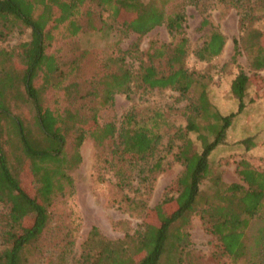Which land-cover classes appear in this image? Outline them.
<instances>
[{
  "label": "trees",
  "instance_id": "1",
  "mask_svg": "<svg viewBox=\"0 0 264 264\" xmlns=\"http://www.w3.org/2000/svg\"><path fill=\"white\" fill-rule=\"evenodd\" d=\"M170 1L0 0V42L15 29L29 31L28 40L17 46L18 65L11 52L0 48V204L5 208L0 215V264H66L69 245L52 258V250L46 254L45 239L54 231L55 205L72 192L70 172L81 162L79 148L85 137L96 148L112 143L111 154L121 164L115 171L120 189L127 185L123 168L147 162L158 145V134L135 122L132 113L123 117L118 128L113 122L98 123L100 109L110 106L114 95L130 92L133 75L128 69L104 57L101 71L81 74L74 60L49 51L59 39L98 31L104 19L115 23L122 13L135 18L137 24L123 25L137 34L164 26L173 39L172 44L147 42L137 60L138 82L147 90L168 89L180 96L194 87L193 101L185 108L184 131L195 138L183 139L174 154L182 166L177 206L156 226L141 224L122 240L105 239L91 227L70 264H193L187 227L194 214L214 237L219 257L229 264H264V172L240 160L235 171L241 183L223 185L210 174L208 161L214 149L228 142L232 118L244 109L249 79L242 72L232 79L229 89L237 109L220 115L208 100L206 85L184 64L188 52L184 15L182 10L167 14ZM231 5L240 9V37L233 40L230 62L235 64L241 51L252 71H262L264 29L254 27L257 13L251 6L264 15V0H238ZM207 24L203 19L201 27ZM223 42V36L211 30L193 55L208 61L221 53ZM160 63L164 70H158ZM24 110L29 120L22 116ZM255 139L247 135L238 143L248 150ZM159 169L156 161L147 168L145 180ZM24 170L28 190L19 183ZM205 181L210 192L200 189ZM26 215L28 226L16 230Z\"/></svg>",
  "mask_w": 264,
  "mask_h": 264
},
{
  "label": "rangeland",
  "instance_id": "2",
  "mask_svg": "<svg viewBox=\"0 0 264 264\" xmlns=\"http://www.w3.org/2000/svg\"><path fill=\"white\" fill-rule=\"evenodd\" d=\"M238 0H171L166 7L167 14L182 10L184 15L183 34L187 40V56L184 64L187 70L198 75L200 82L206 85V93L210 104L220 115L236 112L237 101L230 94V82L238 72L244 73L248 79L244 97V109L232 118L228 128V142L217 147L209 155L211 175H217L220 184L241 183L236 174V163L246 161L253 169L264 172V70L252 71L243 53L230 62L233 53V40H239L240 9L231 3ZM258 7V6H257ZM256 21L254 27L264 29V15L251 6ZM106 17V15H103ZM203 19L208 21L201 27ZM131 14L122 13L117 22L104 19V26L97 25L98 31L81 33L74 38L59 39L53 43L50 52L59 51L62 55L74 60L80 67L81 74L101 71V60L104 57L114 58L118 65L128 69L133 75L130 92L116 94L110 106L103 107L98 113L100 125L113 122L118 128L126 114H133L135 122L155 132L159 136L158 145L147 162H139L136 167L123 168L127 185L116 186L115 171L121 164L111 154L112 143H104L96 148L93 142L85 137L80 148V164L70 172L73 188L55 205L51 219L52 236H46V254L57 258L60 250H71L65 257V263L75 260L91 227L105 239L115 241L132 234L141 224L156 226L160 219L174 209L182 194L177 179L182 166L174 159L177 147L186 137L194 140L193 134H185V108L194 98V87L180 96L173 90H147L138 82L139 53L143 52L147 42L157 39L165 44H172L173 39L164 26H158L143 35L128 29L137 24ZM122 23V24H120ZM211 30L223 36L221 53L208 61H198L194 51L201 47ZM29 38V31L9 33L0 48L11 52L18 65L17 46ZM264 48V37L262 39ZM164 70L162 63L156 65ZM66 82H64L65 84ZM22 116L29 120L26 110ZM257 135L255 144L248 150L238 143L247 135ZM156 161L160 169L150 174L145 180L147 168ZM143 170V173H141ZM144 178V179H143ZM28 174L26 170L19 175V183L28 190ZM208 181L203 182L201 190H208ZM5 208L0 204V215ZM29 215L22 217L16 230L28 226ZM256 227V226H255ZM13 230H15L13 228ZM189 248L193 264H229L219 257L215 251V239L207 234L197 215H191L187 227ZM71 243V245H70ZM216 253V254H215Z\"/></svg>",
  "mask_w": 264,
  "mask_h": 264
},
{
  "label": "crops",
  "instance_id": "3",
  "mask_svg": "<svg viewBox=\"0 0 264 264\" xmlns=\"http://www.w3.org/2000/svg\"><path fill=\"white\" fill-rule=\"evenodd\" d=\"M259 131H260V130H259ZM258 134H261V132H258V131H257V132H255L254 134H251L250 136H255V137L257 138V135H258Z\"/></svg>",
  "mask_w": 264,
  "mask_h": 264
}]
</instances>
